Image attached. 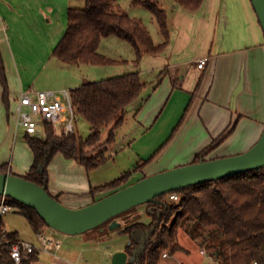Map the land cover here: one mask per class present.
<instances>
[{
	"label": "crops",
	"instance_id": "1",
	"mask_svg": "<svg viewBox=\"0 0 264 264\" xmlns=\"http://www.w3.org/2000/svg\"><path fill=\"white\" fill-rule=\"evenodd\" d=\"M171 2L175 15L169 21L170 44L158 55H146L139 71L144 80L156 77L150 81L152 85L162 71L167 74L143 106L136 103L127 114L141 135L135 139L136 132L125 149L140 144L133 149L139 152V164L154 157L134 181L189 163L218 141L221 142L206 160L243 154L264 132V31L251 0H205L202 8L194 12ZM73 3L0 0V48L9 83L11 115L22 92L44 91L33 83L52 60L54 47L67 29ZM32 46L35 51L31 56L27 48ZM202 59H207L204 69L198 68ZM3 95L0 76V166L8 164V173L25 176L29 170L9 161L15 130ZM222 137L225 138L221 140ZM53 166L58 170L54 171ZM70 174L72 177H67ZM89 174L83 165L59 154L49 168V191L67 207L90 205L104 194H90L91 188L97 186L88 183Z\"/></svg>",
	"mask_w": 264,
	"mask_h": 264
},
{
	"label": "trees",
	"instance_id": "2",
	"mask_svg": "<svg viewBox=\"0 0 264 264\" xmlns=\"http://www.w3.org/2000/svg\"><path fill=\"white\" fill-rule=\"evenodd\" d=\"M173 1L191 12L202 8L205 2ZM118 2L119 0H86L85 8L71 7L68 11L67 29L54 48L52 57L68 66L114 65L119 62L99 51L102 40L113 36L134 47L137 62H141L145 55H158L165 50L171 41L167 12L155 0H134L135 5L147 8L156 19L164 36V42L156 44L142 22L123 12ZM166 74L165 70L161 72L154 89ZM0 76L4 88V105L10 116V90L1 49ZM203 79L204 77L198 90ZM148 85L150 84L137 72L86 82L72 89L75 113L90 125V135L84 138L77 131L69 135L57 134L51 124H46L44 138L26 133L25 141L33 152V164L23 177L46 187L50 193L49 168L57 155L77 161L89 173L106 165L111 158L109 149L117 142V130L124 124L130 107L138 103L141 108L148 99L143 97ZM104 129H110L106 138L103 137ZM220 142L198 153L194 163L206 161L211 150ZM153 158L136 165L134 170L110 183L92 187L90 194L93 197L104 194L105 197L139 181H134L135 175L150 164ZM0 173H8V164L0 166ZM10 174L15 175L12 172ZM172 194H177L180 200H171ZM98 200L94 198V202ZM8 201L27 219L37 234L49 227L35 209L10 197ZM146 206V215L150 219L148 222L136 218L118 230L129 238L124 249L129 256V264H160L165 253L183 251L179 242L182 229L200 242L202 248L217 260V264H264V167L188 186L157 197L153 202L146 203ZM10 237L18 239V234L10 233ZM39 256V252L30 254L24 264L39 262Z\"/></svg>",
	"mask_w": 264,
	"mask_h": 264
},
{
	"label": "rangeland",
	"instance_id": "3",
	"mask_svg": "<svg viewBox=\"0 0 264 264\" xmlns=\"http://www.w3.org/2000/svg\"><path fill=\"white\" fill-rule=\"evenodd\" d=\"M73 1V6L75 8H85L86 6V0ZM171 1L173 0H155V2L167 12L169 21L172 20L175 15V8H173V3ZM118 4L123 12L128 14L131 18L138 19L142 22L150 32L156 44L164 42V36L160 31L157 21L147 8L135 5L134 0H119ZM6 44L8 45L9 50H11V43L7 40ZM4 47L7 48L6 45ZM32 48L28 47L27 49L32 52L35 47L32 46ZM99 51L106 57L119 63L109 66H68L62 64L57 59L52 58V60L45 65L46 67L40 72V74L37 75V80L33 83L34 87L39 90H52L57 92L64 89L71 91L86 82L121 77L127 74L137 73L142 69L141 63L136 61L137 55L134 47L121 38L113 36L103 39ZM32 55L33 52L31 53V56ZM34 62L35 58L32 60V63ZM35 66L37 69L40 68L38 62ZM152 78L153 79L149 80L146 79L147 81L143 80L150 84V81H153L156 77L154 78L153 76ZM155 81L153 85L151 83L147 86L144 97H148L152 94ZM13 114L11 115V118L14 124L15 138L11 141L9 161H11V165L15 162L16 166L28 171L33 164V155L25 141L26 131L23 127H19L16 124L13 119ZM64 116L68 121L71 119L69 112ZM131 117L130 114L126 116L123 127L117 132V145L115 144L109 149V155L113 157H111L110 161L100 169L90 172L91 174H89V177L87 178L89 184L99 186L110 183L126 172L134 170L136 165L139 164V152L137 153V151L134 150L137 148V145L139 147L140 144H136L135 148L133 147L130 149L128 147L125 149L126 146H130L128 143L134 138L136 132L137 135L135 139L138 140V137L141 135H139V132L137 131L138 128H134L135 124L132 123L133 121ZM33 118L36 122L43 123L41 117L33 116ZM75 127L80 136L84 138H87L91 133L90 125L84 118L78 115L75 117ZM58 129L59 131L55 132L61 134L60 131L62 130V127H59ZM109 130L110 129L103 130L104 138L108 136ZM45 132V129L41 130L38 133V136L44 138ZM212 151L213 150H211V152ZM57 163L58 161L54 162V165ZM191 164H195L194 159L189 163L178 165L175 168ZM172 169H174V167L167 169L166 171ZM57 170L58 168H54V171ZM160 172H164V170L157 173ZM67 177H72V175L70 174ZM146 208V204L134 207L124 212L122 214L123 216L120 215V221L124 224V227L136 218H139L143 222H148L150 219H148L146 215ZM174 218L175 216L172 218L170 224L173 222ZM4 225L9 232L17 233L18 239L33 244L39 243L37 233L28 223L27 219L15 209L4 217ZM44 235L53 241L54 244L59 243L61 246L59 249L55 247L56 245L46 246L48 252L40 253V261L36 262L37 264H111L114 255L119 251H123L129 243L128 236L121 234L116 230L112 231L109 222L78 235H69L52 227H48L44 230ZM179 242L184 250L175 254H169L167 258H162L160 264H217V260L212 257L206 249L202 248L200 242L193 239L183 229L180 230L179 233ZM202 251H205L207 255H203L201 253Z\"/></svg>",
	"mask_w": 264,
	"mask_h": 264
},
{
	"label": "water",
	"instance_id": "4",
	"mask_svg": "<svg viewBox=\"0 0 264 264\" xmlns=\"http://www.w3.org/2000/svg\"><path fill=\"white\" fill-rule=\"evenodd\" d=\"M264 31V0H251ZM264 167V132L247 152L215 160L181 166L157 173L109 194L90 205L73 209L50 195L46 187L23 176L0 173V196L10 197L35 209L49 227L69 235L82 234L110 223L112 231L124 224L120 215L170 192L233 177ZM111 264H129L126 251L117 252Z\"/></svg>",
	"mask_w": 264,
	"mask_h": 264
},
{
	"label": "built area",
	"instance_id": "5",
	"mask_svg": "<svg viewBox=\"0 0 264 264\" xmlns=\"http://www.w3.org/2000/svg\"><path fill=\"white\" fill-rule=\"evenodd\" d=\"M207 59H202L198 63V68L206 67ZM67 112L70 113L71 119L64 116ZM33 116L41 117L43 123H38ZM75 109L72 102L70 90L62 91H24L21 93L18 104L15 108L13 119L19 127H23L26 133L38 136V133L45 129L46 124L53 125L56 132L59 127H62L60 133L69 135L76 132L75 127ZM170 199L179 201L180 197L177 194H172ZM14 208L8 201V197L1 196L0 198V264H24L30 254L35 252H48L46 246H54L58 249L60 244H54L48 239L44 232L37 234L39 243L33 244L20 239H12L10 233L4 225V217ZM207 255L205 251L201 252ZM169 254L165 253L164 257Z\"/></svg>",
	"mask_w": 264,
	"mask_h": 264
}]
</instances>
